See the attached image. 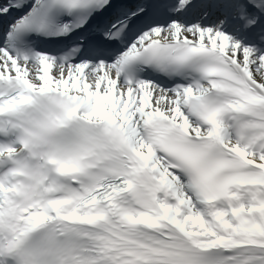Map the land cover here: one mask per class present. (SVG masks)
<instances>
[{
	"label": "snow or ice",
	"instance_id": "snow-or-ice-1",
	"mask_svg": "<svg viewBox=\"0 0 264 264\" xmlns=\"http://www.w3.org/2000/svg\"><path fill=\"white\" fill-rule=\"evenodd\" d=\"M0 264H264V0H0Z\"/></svg>",
	"mask_w": 264,
	"mask_h": 264
}]
</instances>
